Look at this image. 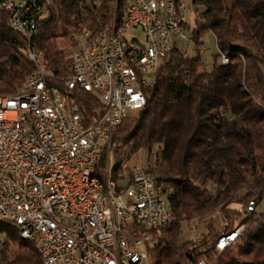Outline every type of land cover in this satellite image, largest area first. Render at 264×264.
Listing matches in <instances>:
<instances>
[{"label":"trees","instance_id":"1","mask_svg":"<svg viewBox=\"0 0 264 264\" xmlns=\"http://www.w3.org/2000/svg\"><path fill=\"white\" fill-rule=\"evenodd\" d=\"M36 1L42 16L32 38L18 32L0 6V95H15L34 72L26 52L31 45L44 53L49 81L72 95L91 121L102 107L99 98L66 89L73 37L97 33L99 18L121 24L128 0H102L95 10L87 0ZM191 1L195 53H173L145 87V108L116 128L113 178L133 155L147 151L145 169L166 192L173 216L151 231L152 264H264V209H247L250 200L261 206L264 195V0ZM209 32L220 51L211 63L203 58ZM192 222L205 229L200 240L183 237L184 224ZM242 225L239 237L218 253L221 235ZM1 233L0 264H43L36 240L23 238L6 220H0Z\"/></svg>","mask_w":264,"mask_h":264},{"label":"built area","instance_id":"2","mask_svg":"<svg viewBox=\"0 0 264 264\" xmlns=\"http://www.w3.org/2000/svg\"><path fill=\"white\" fill-rule=\"evenodd\" d=\"M87 2L95 10L102 0ZM0 6L10 11L18 32L28 38L37 32L42 13L29 0ZM195 16L191 0H180V16H173L171 0H130L123 43L110 41V28L102 31L100 18L97 33L89 29L73 37L66 89L99 98L102 107L91 121L72 95L49 81L44 53L29 45L26 52L38 57L39 70L15 95H0V216L37 239L44 264H149L151 231L171 222L164 215L166 192L140 166L118 180L114 165L100 171L99 179L90 178V170H99L121 122L145 108L147 98L137 95L139 79H146L147 88L173 53L194 48ZM173 17L182 18V29H175ZM260 207L255 200L247 205L248 211ZM243 230L242 225L221 235L217 252ZM5 239L1 233L0 246Z\"/></svg>","mask_w":264,"mask_h":264},{"label":"bare ground","instance_id":"3","mask_svg":"<svg viewBox=\"0 0 264 264\" xmlns=\"http://www.w3.org/2000/svg\"><path fill=\"white\" fill-rule=\"evenodd\" d=\"M129 1L130 0H128L127 6L129 5ZM29 2H30V5H32V7H35L37 12L41 13L40 12L41 7L37 4L36 0H29ZM171 10L173 11V16H180V0H171ZM126 12H127V8H126ZM104 22H102V31H109V28H110V31H109L110 41H115V43H123L122 29L124 27V19H123L121 24H118L117 21L111 22V23H109V22L104 23ZM173 25H174L175 29H182V18L181 17H173ZM33 35H35V33H31L30 38H32ZM35 50H36V53H43L42 51H40L36 48H35ZM30 59L34 62L35 70H39V59H38V57H30ZM227 62H228V60H225L223 63H227ZM145 87H146V79H139V88H137V95L139 98H146V95L144 93ZM98 173H97V170H90V178L99 179L100 174H98ZM163 208H164V215L169 219V221H171L173 216H172V212L170 210L167 195H165V198L163 199ZM0 220H6V219H4L2 216H0ZM6 221H8V220H6ZM20 233H21V236L25 239L37 241V239H33V236L29 235L28 231H26V230H20ZM37 243H38V250H39V252L43 258V264H44V252H43L41 246L39 245L38 241H37Z\"/></svg>","mask_w":264,"mask_h":264},{"label":"rangeland","instance_id":"4","mask_svg":"<svg viewBox=\"0 0 264 264\" xmlns=\"http://www.w3.org/2000/svg\"><path fill=\"white\" fill-rule=\"evenodd\" d=\"M134 32H137L140 36H142V31L140 28L134 29ZM204 41L206 44V50L203 52V58L208 62L211 63L213 60V56L220 53L219 48L216 43V39L213 33L209 32L204 36ZM195 51L192 49L189 54H194ZM136 114V113H135ZM113 145V144H112ZM113 147V146H112ZM106 152L105 158V167L103 168V172L107 173V170L110 168L111 165H115V153L113 152V148ZM147 151L145 149L140 150L138 153L133 155L129 161H127L122 170L119 171V174L129 175L132 169L136 166H140L143 168H147ZM261 207H264V202L261 203ZM184 238L192 239L193 235H197L201 237V234L205 231L203 226L199 224H195L194 222L190 224H184ZM194 228L195 231L192 233L191 229ZM149 264H152V260L150 258Z\"/></svg>","mask_w":264,"mask_h":264},{"label":"water","instance_id":"5","mask_svg":"<svg viewBox=\"0 0 264 264\" xmlns=\"http://www.w3.org/2000/svg\"><path fill=\"white\" fill-rule=\"evenodd\" d=\"M4 0H0V5H1V3L3 2Z\"/></svg>","mask_w":264,"mask_h":264}]
</instances>
